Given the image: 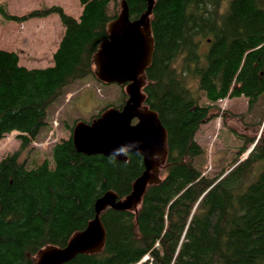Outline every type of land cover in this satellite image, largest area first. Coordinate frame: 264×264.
Returning <instances> with one entry per match:
<instances>
[{"label": "trees", "instance_id": "1", "mask_svg": "<svg viewBox=\"0 0 264 264\" xmlns=\"http://www.w3.org/2000/svg\"><path fill=\"white\" fill-rule=\"evenodd\" d=\"M79 1L78 18L58 6L30 14H60L64 33L52 65L26 67L15 51L0 49V141L14 131L19 139L0 158V264H34L40 249L65 245L94 217L96 199L109 190L124 197L144 170L139 154L110 162V155L77 151L79 119L65 123L68 136L52 145L51 163L26 166L49 106L65 89L86 79L106 84L93 57L121 3ZM126 2L131 18L147 5ZM150 27L142 91L166 130L164 176L147 185L136 210H103L101 250L64 264H264V124L219 174L207 176L194 163L204 152L196 133L217 115V101L245 97L251 109L264 97V0H155Z\"/></svg>", "mask_w": 264, "mask_h": 264}, {"label": "rangeland", "instance_id": "2", "mask_svg": "<svg viewBox=\"0 0 264 264\" xmlns=\"http://www.w3.org/2000/svg\"><path fill=\"white\" fill-rule=\"evenodd\" d=\"M118 2L121 3V0ZM54 6L74 18H78L82 10L79 0H0V49L15 51L20 64L26 67L52 65V54L64 33L60 14L55 10L30 14ZM123 91L124 86L117 83L103 84L87 79L69 85L62 97L49 106L48 123L31 142L32 149L26 157V166L32 167L43 158L51 163L52 145L68 136L65 123L71 125L77 119L89 120L109 104L117 107L124 98ZM200 102L208 103L204 96ZM216 106L217 115L202 124L195 136L204 152L194 159V163L202 164L207 176L222 172L249 137H258L263 132L261 116L264 114V97L251 109L245 97L219 100ZM16 134L14 131L0 141V158L18 148ZM25 155L24 152L22 158ZM245 155L246 152L242 158ZM158 163L151 171V182L164 176L162 160Z\"/></svg>", "mask_w": 264, "mask_h": 264}, {"label": "water", "instance_id": "3", "mask_svg": "<svg viewBox=\"0 0 264 264\" xmlns=\"http://www.w3.org/2000/svg\"><path fill=\"white\" fill-rule=\"evenodd\" d=\"M145 1L146 9L131 19L126 0H121L117 17L108 23V37L99 43L93 57L94 71L102 82L124 86L125 103L121 108L110 106L104 109L90 122L78 120L72 129L75 148L85 154L108 156L121 146L134 145L129 153L142 157L144 170L132 183L131 192L124 197L119 198L109 190L96 199L95 214L87 226L73 233L63 246L51 245L40 249L34 256V264H64L79 253L101 250L106 232L99 214L107 207L136 210L147 185L154 183L151 182V171L160 160L164 162L166 130L156 111L145 104L142 91L146 81L145 70L153 53L150 15L155 0ZM117 159L126 160L127 155Z\"/></svg>", "mask_w": 264, "mask_h": 264}, {"label": "clouds", "instance_id": "4", "mask_svg": "<svg viewBox=\"0 0 264 264\" xmlns=\"http://www.w3.org/2000/svg\"><path fill=\"white\" fill-rule=\"evenodd\" d=\"M134 147V145H125L117 149H114L109 156L110 162H115L116 158L121 155H128L129 151Z\"/></svg>", "mask_w": 264, "mask_h": 264}, {"label": "flooded vegetation", "instance_id": "5", "mask_svg": "<svg viewBox=\"0 0 264 264\" xmlns=\"http://www.w3.org/2000/svg\"><path fill=\"white\" fill-rule=\"evenodd\" d=\"M131 18V17H130ZM136 18V17H135ZM135 18H131V19H135ZM126 98H127V96H126ZM126 98H124L123 100H122V102L118 105V108H121L122 107V105L125 103V100H126Z\"/></svg>", "mask_w": 264, "mask_h": 264}]
</instances>
